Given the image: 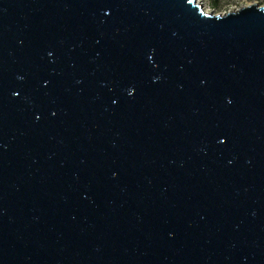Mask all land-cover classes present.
<instances>
[{
	"label": "water",
	"instance_id": "water-1",
	"mask_svg": "<svg viewBox=\"0 0 264 264\" xmlns=\"http://www.w3.org/2000/svg\"><path fill=\"white\" fill-rule=\"evenodd\" d=\"M0 264H264V7L0 0Z\"/></svg>",
	"mask_w": 264,
	"mask_h": 264
},
{
	"label": "rangeland",
	"instance_id": "rangeland-1",
	"mask_svg": "<svg viewBox=\"0 0 264 264\" xmlns=\"http://www.w3.org/2000/svg\"><path fill=\"white\" fill-rule=\"evenodd\" d=\"M204 11L212 14H223L240 7L256 4L264 7V0H198Z\"/></svg>",
	"mask_w": 264,
	"mask_h": 264
}]
</instances>
